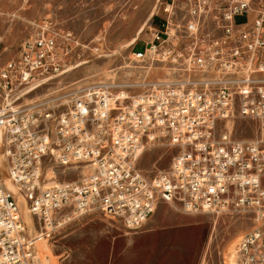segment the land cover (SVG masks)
Listing matches in <instances>:
<instances>
[{
	"label": "built area",
	"instance_id": "1",
	"mask_svg": "<svg viewBox=\"0 0 264 264\" xmlns=\"http://www.w3.org/2000/svg\"><path fill=\"white\" fill-rule=\"evenodd\" d=\"M161 5L151 40L132 53L180 76L66 81L80 65V44L50 27L1 60L0 264H34L40 235L90 214L136 231L160 203L188 213L252 214L238 264H264V0ZM4 50L0 37V57ZM239 119L254 123L250 137L235 135ZM160 138L177 152L167 169L147 174L139 160ZM68 163L88 171L70 180L47 176ZM7 176L38 237L28 233Z\"/></svg>",
	"mask_w": 264,
	"mask_h": 264
},
{
	"label": "rangeland",
	"instance_id": "2",
	"mask_svg": "<svg viewBox=\"0 0 264 264\" xmlns=\"http://www.w3.org/2000/svg\"><path fill=\"white\" fill-rule=\"evenodd\" d=\"M165 1L183 2L0 0V37L5 48L0 63L14 55L25 38L50 27L60 33L70 32L80 44V65L66 81L118 78L132 82L180 76L168 63L152 57L136 61L132 54L144 51L143 44L151 40L148 28L153 20L158 21L156 13ZM253 129L251 121H235L237 137L248 138ZM176 152L166 138L157 139L141 156L138 167L147 174L167 169ZM84 169L76 163L58 164L47 176L55 173L59 180H70ZM22 216L28 225V216ZM251 225L252 214L248 212L188 213L166 203H160L136 231L126 230L119 221L103 214H90L54 236H45L46 264H232L240 236ZM28 231L31 234L29 225ZM35 248L37 256L36 244ZM36 261L35 257L34 264Z\"/></svg>",
	"mask_w": 264,
	"mask_h": 264
},
{
	"label": "bare ground",
	"instance_id": "3",
	"mask_svg": "<svg viewBox=\"0 0 264 264\" xmlns=\"http://www.w3.org/2000/svg\"><path fill=\"white\" fill-rule=\"evenodd\" d=\"M149 29V28H148ZM133 55H135L134 53H132ZM136 61H141L140 59L139 60H136ZM129 67V66H128ZM121 80V79H118V78H114L113 80ZM228 127H229V129H231L232 128V120H228ZM154 143H152V144H150V145H153ZM147 150H149V149H147ZM146 152V150L143 152V154ZM142 154V155H143ZM51 170V168H48V170H47V174H49L50 175V173L52 172V171H50ZM88 171V169H84L81 173H85V172H87ZM4 182H5V184L7 185V187L12 191V192H14V194L16 195V197H17V202H18V204L20 205V209H21V212H23V214L22 215H24L25 217L26 216H28L27 218H29V220H30V222H29V229H30V232H31V234L32 235H35V236H39L40 234L35 230V226H34V222H33V216L31 215V213L29 212V209H28V206H27V202H26V200H25V197H24V195L20 192V190H19V187H18V185L11 179V178H9L8 176L7 177H5V179H4ZM26 218V219H27ZM25 220V219H24ZM28 220V219H27ZM28 220V221H29ZM28 233H29V231H28ZM50 234H43V235H40L37 239H36V241H35V244H36V246H37V253H38V255L36 256L35 255V257H36V259H38V261H36L37 262V264H46L48 261H49V255H48V251H47V248H46V241H44L45 240V236H49ZM236 255V258H235V260H234V262L232 261V264H238V257H239V250L237 251V253L235 254ZM34 260H35V258H34ZM232 260V259H231Z\"/></svg>",
	"mask_w": 264,
	"mask_h": 264
}]
</instances>
